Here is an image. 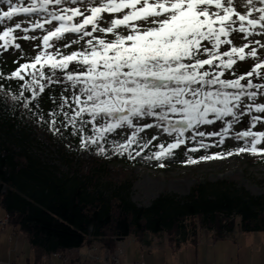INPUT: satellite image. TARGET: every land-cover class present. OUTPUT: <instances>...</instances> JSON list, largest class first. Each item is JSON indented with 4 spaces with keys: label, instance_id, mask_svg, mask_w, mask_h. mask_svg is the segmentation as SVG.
Returning <instances> with one entry per match:
<instances>
[{
    "label": "snow or ice",
    "instance_id": "6c2138e0",
    "mask_svg": "<svg viewBox=\"0 0 264 264\" xmlns=\"http://www.w3.org/2000/svg\"><path fill=\"white\" fill-rule=\"evenodd\" d=\"M3 3L0 55L23 58L17 41L41 40L8 77L22 82L12 99L29 107L46 88L59 86V96L48 95L54 107L45 119L54 134L76 136L86 151L101 155L112 135L113 152L132 158L155 141L148 159L159 167L177 150L195 153L228 141L235 151L227 155L264 156V0ZM21 14L29 26L16 19ZM239 62L254 66L237 74ZM245 118L247 126L236 129ZM146 129L152 131L144 138ZM223 158V152L200 157Z\"/></svg>",
    "mask_w": 264,
    "mask_h": 264
},
{
    "label": "trees",
    "instance_id": "16d2710c",
    "mask_svg": "<svg viewBox=\"0 0 264 264\" xmlns=\"http://www.w3.org/2000/svg\"><path fill=\"white\" fill-rule=\"evenodd\" d=\"M239 63L237 74L254 66ZM13 96L0 92V207L7 212V224L18 227L32 245L36 263L90 244L113 251L118 241L130 235L143 244L148 234L163 235L176 254L187 245L197 247L205 228L214 229L218 236L232 232L237 216L243 231L264 232V194L239 189L234 180L201 181L187 194L166 191L150 205L140 206L131 197L134 178L117 170L119 164L137 162L127 153L103 156L92 151L93 159L88 161L77 155L72 165L56 164L47 143L55 134L31 116L34 103L49 111L52 101L43 93L25 107ZM25 96L31 100L29 92ZM137 147L133 145V153ZM233 149L226 142L219 148L182 154L195 160Z\"/></svg>",
    "mask_w": 264,
    "mask_h": 264
},
{
    "label": "rangeland",
    "instance_id": "374dc122",
    "mask_svg": "<svg viewBox=\"0 0 264 264\" xmlns=\"http://www.w3.org/2000/svg\"><path fill=\"white\" fill-rule=\"evenodd\" d=\"M6 5H4L3 0H0V8H4L6 10ZM238 10H242L239 9ZM119 15V14H113ZM22 24V27L29 26L28 21L23 18V14L21 17L16 18ZM10 26H14V23L9 22ZM103 26V23H102ZM3 28L0 26V31ZM89 30H91L89 28ZM17 34H20V30H17ZM29 35H43L42 32L37 30L36 32L29 31ZM96 35H102L97 33ZM17 42L21 43L22 47L26 50L25 56L20 58V54L18 52H12L8 54L7 52L0 55V73L3 74V79H0V92L6 94H16L17 92L14 90L15 86L22 83L18 80V78L13 77L12 79H8L11 76V73L18 69L20 64L28 62L29 59L36 54V51L39 49H33L30 45H40L41 40L37 39L35 41H24L18 40ZM78 46H73V49ZM72 49H65L64 51H70ZM18 61V62H17ZM39 67V66H38ZM45 72L48 71L47 68L44 69ZM11 85L12 87H9ZM45 93L49 95V93L59 96L60 89L57 85H53L51 89L45 90ZM35 107L32 108L31 116L34 117L44 128L50 129V125L45 123V119H47L48 111L41 104L37 105L34 103ZM43 114V118H42ZM155 123V121H153ZM247 124L236 125V129H240L241 127H246ZM151 129H146L145 133L142 134L144 138H147L151 133ZM123 135H128L127 132L123 133ZM45 138V137H42ZM122 138V137H121ZM52 142H47L50 144V148L48 149L49 157L54 160L56 164L68 161L70 165H72V161H74L77 155H83L86 161L92 158V151H96L95 149L85 150L80 143L78 142V137L70 136L65 133V135L61 136L59 133H55V137ZM162 141V140H160ZM154 142V141H153ZM232 144V142L228 141ZM143 143V139L141 140ZM56 144V146H53ZM112 145V135L109 136L108 143L105 145L107 154L105 156H113L117 155L113 152L111 147ZM156 149L149 146L147 149H143L142 151L146 154L143 156H135L136 163L127 166H121L119 164L117 166V170L121 171L124 175L132 176L134 179V184L131 189V197L132 200L140 206H148L150 203L158 197L160 194L169 191L179 195H184L190 192L192 186L201 181H216V180H234L237 183V188H243L247 191H250L253 195H262L264 194V156L255 157L249 153L239 154V155H227L225 154V158L223 159H210L203 160L197 158L198 162L189 163V158H185L182 154L183 150H177L175 155L169 160L163 161L165 167H159V161L154 159H148L152 155V153ZM231 151H235V148ZM98 152V151H96ZM101 155V154H100ZM104 156V155H103ZM64 157H68V160ZM119 172V173H121ZM235 227L232 232H228L226 238L220 237V241L218 245L215 247V243H212V240L208 241V246L205 247L200 246L199 251L196 254V250H190L189 253H178L179 258L178 262H173L172 260L166 264H233L229 256L231 254H237L240 251V245L244 244L246 241H249L251 244L261 243L264 240V232H246L241 229V217L237 216L235 218ZM205 233L213 232V236H216V231L214 229H203ZM152 235L148 234V238L144 239V244L147 243L149 237ZM224 236V235H223ZM128 237V238H127ZM126 241L134 240V236H127ZM123 238V239H125ZM122 239V240H123ZM151 240L159 241L158 244H165V237H150ZM121 241V240H120ZM119 242V241H118ZM242 242V243H241ZM118 244V243H117ZM166 246V244L164 245ZM156 248L154 251L148 248H132V255L134 256L133 260L138 256L140 260L144 261L146 264H165L162 263L161 260H165L164 254H166V250L160 248ZM86 253L95 252L96 254L103 255L107 254V259L105 261H109L110 257L117 252L119 256L129 255L128 248H122V250L118 251L117 246L112 250L101 249L98 244H90L86 246ZM125 251V252H124ZM138 251V254H137ZM168 251V258H173L174 253L171 249ZM122 253V255H121ZM125 253V254H124ZM196 254V255H195ZM195 255V256H194ZM199 255V256H197ZM144 257V258H141ZM57 260V259H55ZM234 264H238L237 258L235 257ZM90 264H96L92 262ZM110 264V263H109Z\"/></svg>",
    "mask_w": 264,
    "mask_h": 264
},
{
    "label": "crops",
    "instance_id": "0c3cea01",
    "mask_svg": "<svg viewBox=\"0 0 264 264\" xmlns=\"http://www.w3.org/2000/svg\"><path fill=\"white\" fill-rule=\"evenodd\" d=\"M8 218L7 212L0 207V260L2 261V264H11L12 262L18 263V264H26L36 263L35 261V252L32 247V245L27 240L26 236L19 230L18 227H12L9 226L5 219ZM227 234L224 236H218L216 233V236H213V232L205 233L203 230L200 236L199 243L197 247L193 245H187L180 249L178 253H189V249L196 250V254L199 251L200 246H208L207 240H212V243H215V247L218 245L220 241V237L226 238ZM128 238V237H127ZM126 238L119 241L117 244V250H122L121 247L128 248L129 255H123L120 256V264H135V261L140 260L136 257V260L131 261V259H134V256L132 255V248L136 247H143L152 249L154 251L156 248L159 249L158 245L161 246L160 248L166 250V254H164L165 260H161L162 263H170L169 260L173 262H178L179 255L178 253L173 254L174 259L172 256L171 258H168V251L170 248L165 244H158L159 241L157 240H151L148 239L147 243L143 244L142 242H138L135 238L134 240H129L125 243ZM242 243V242H241ZM87 248L86 246L74 248L68 251L64 256L61 255H52L50 257L44 258L43 264H72L74 261H77L82 258V256L86 253ZM125 252V251H124ZM125 254V253H124ZM138 254V251H137ZM195 254V255H196ZM122 255V253H121ZM139 255V254H138ZM194 255V256H195ZM199 256V255H197ZM231 260V263L234 264L235 257L237 258L238 264H264V240L261 243H250L249 241H246L244 244L240 245V251L235 255L231 254L229 256ZM144 258V257H141ZM57 259V260H55ZM97 264H101V262H98Z\"/></svg>",
    "mask_w": 264,
    "mask_h": 264
},
{
    "label": "built area",
    "instance_id": "2783aa9c",
    "mask_svg": "<svg viewBox=\"0 0 264 264\" xmlns=\"http://www.w3.org/2000/svg\"><path fill=\"white\" fill-rule=\"evenodd\" d=\"M5 222L6 223L8 222L7 218L5 219ZM94 253L95 252L85 253L81 259L74 261L72 264H90L95 261L101 262V264H109V263L110 264H120V256L118 252H117V255L115 252L114 255L110 257L109 261H105L108 258L107 252L104 253L103 255H101L100 253L94 255ZM0 264H2L1 260H0ZM11 264H18V263L12 262ZM26 264H31V263H26ZM34 264H42V263H34ZM135 264H146V263L144 261H135ZM197 264H201V263H197ZM214 264H217V263H214Z\"/></svg>",
    "mask_w": 264,
    "mask_h": 264
},
{
    "label": "bare ground",
    "instance_id": "6f19581e",
    "mask_svg": "<svg viewBox=\"0 0 264 264\" xmlns=\"http://www.w3.org/2000/svg\"><path fill=\"white\" fill-rule=\"evenodd\" d=\"M95 263L97 264V263H98V261H95Z\"/></svg>",
    "mask_w": 264,
    "mask_h": 264
}]
</instances>
